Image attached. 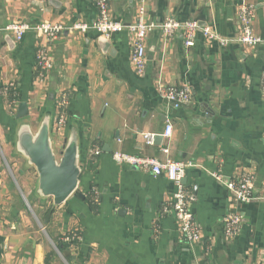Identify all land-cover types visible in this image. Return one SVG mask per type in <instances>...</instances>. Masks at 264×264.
I'll return each mask as SVG.
<instances>
[{
	"label": "crops",
	"instance_id": "0c3cea01",
	"mask_svg": "<svg viewBox=\"0 0 264 264\" xmlns=\"http://www.w3.org/2000/svg\"><path fill=\"white\" fill-rule=\"evenodd\" d=\"M96 1L0 0V28L91 24L98 18ZM108 1L114 20L127 25L136 19L137 0ZM146 6L148 22L196 21L227 37L239 32V10L251 7L253 30L264 37V0H147ZM24 37L17 42L11 33L0 34V264H70L51 235L69 245L71 264H264L263 46L222 47L199 36L196 46L188 48L182 36L166 40L156 30L147 41L146 73L139 76L130 62L131 34L107 39L95 31L65 30L48 47L55 65L41 82L36 52L42 39L34 32ZM9 84H14L17 100L5 94ZM159 85L187 87L192 101L175 108L161 99ZM63 96L67 126L57 134L53 122ZM22 102L35 132L46 113H52L58 156L73 130L79 132L78 190L54 206L47 225L28 213L32 206L4 164L5 157L23 161L15 154ZM168 121L173 124L170 139L147 144L145 136H162ZM94 147L103 153L90 159ZM114 152L193 163L185 186L202 230L200 243H185L175 216L163 214L173 199L172 182L118 165L111 159ZM30 170L38 185L36 170ZM243 172L255 178L256 200L248 204L238 203L226 188ZM230 212L244 217L233 239L222 227ZM74 234L76 240L65 239Z\"/></svg>",
	"mask_w": 264,
	"mask_h": 264
},
{
	"label": "built area",
	"instance_id": "2783aa9c",
	"mask_svg": "<svg viewBox=\"0 0 264 264\" xmlns=\"http://www.w3.org/2000/svg\"><path fill=\"white\" fill-rule=\"evenodd\" d=\"M147 0H137L136 3V19L125 25L112 18L109 11L108 0H97L96 7L98 10L97 19L91 24L75 23L72 26L65 27L61 24L43 23L33 27L27 23L12 24L6 28H0L2 32L11 33L17 42L22 41L28 32H34L42 39L41 46L36 54V72L38 80L45 81L54 69V60L49 54L48 47L54 43L59 35L67 30L69 32L78 31L82 34H87L95 31L97 34L109 39L112 36L120 33H128L132 36L131 58L130 62L136 74L142 76L146 73L148 64L147 41L150 35L159 30L166 40L178 38L182 36L184 45L188 48L195 47L198 37L218 43L222 47L231 45H240L248 48L263 46L264 37H261L253 30L254 13L251 7L243 6L238 14V33L234 37L221 35L211 26L201 25L196 21H179L175 18H167L161 24L147 21ZM260 84L264 91V74L261 77ZM14 90V84H9L5 89V94L10 95ZM159 96L162 100L168 101L175 108L182 106V103H190L192 101V92L185 87L178 89L174 86L159 85ZM67 98H60L57 107L58 111L54 118V129L57 134H62L67 126V113L65 111ZM173 132V124L168 121L165 131L162 134L163 139L169 140ZM155 135L147 134L145 140L147 144H154ZM164 152H169L167 147ZM103 153L100 147H94L90 152V159L100 156ZM111 159L118 165L135 168L141 172L151 173L155 177L164 176L174 185V195L171 202L167 203L162 209L164 215L172 214L175 216L181 237L186 243L197 244L202 241V230L198 226L192 210L189 208L190 193L184 185L186 171L193 166L189 161H175L167 159L166 162H161L157 158L144 157L123 152H114ZM221 181V177L214 175ZM226 188L232 193L238 203L248 204L256 200L255 198V178L251 173L243 172L236 178L226 183ZM244 217L239 213L230 212L223 217L222 227L227 238H236L242 230ZM67 241L76 240L74 234L71 237L65 238Z\"/></svg>",
	"mask_w": 264,
	"mask_h": 264
},
{
	"label": "water",
	"instance_id": "95a60500",
	"mask_svg": "<svg viewBox=\"0 0 264 264\" xmlns=\"http://www.w3.org/2000/svg\"><path fill=\"white\" fill-rule=\"evenodd\" d=\"M28 115L27 104L22 102L16 116L15 154L27 162L28 168H33L37 172L39 182L34 191L35 197L41 200L52 199L53 206L57 207L78 190L79 177L82 173L79 132L77 129L73 130L58 156L52 140V113H46L36 132L25 119ZM161 139L160 135L154 138L157 141ZM104 151L110 153L108 148ZM185 182L184 179V185ZM78 196L85 198L82 193H78ZM26 202L30 206L27 199Z\"/></svg>",
	"mask_w": 264,
	"mask_h": 264
},
{
	"label": "rangeland",
	"instance_id": "374dc122",
	"mask_svg": "<svg viewBox=\"0 0 264 264\" xmlns=\"http://www.w3.org/2000/svg\"><path fill=\"white\" fill-rule=\"evenodd\" d=\"M14 160L15 161L13 162L12 159H10L9 157L4 158V164L6 165V173L9 177L12 178V180H18V186L20 188L18 189L20 190L21 194L26 197L27 201L32 206L30 211L27 209L28 213L31 215L33 214L34 216H40V221H42V219L46 217V213L48 210L51 211V215H55L56 211L53 210L54 206L51 205L49 201H47L46 199H37V197H35L34 191L37 188V182L35 181V179H33V175L31 173L30 168H28L27 166V162H25L24 159L23 161L16 158ZM18 189L17 191L19 192ZM50 201L52 202V199ZM43 221H45V219Z\"/></svg>",
	"mask_w": 264,
	"mask_h": 264
},
{
	"label": "trees",
	"instance_id": "16d2710c",
	"mask_svg": "<svg viewBox=\"0 0 264 264\" xmlns=\"http://www.w3.org/2000/svg\"><path fill=\"white\" fill-rule=\"evenodd\" d=\"M9 98L10 100H17L18 97L16 96L15 92L14 91H11L10 95H9ZM54 208V207H53ZM52 210V209H51ZM45 219V221H43ZM44 219H42V224L44 225H47V222L50 221L51 219V211L48 210L47 213H46V217H44ZM41 220V219H40ZM52 239H53V242L55 244V246L57 247L58 250H60V252L62 253V255L65 257V259L68 261V263L71 264L72 262V257L70 256L69 254V251H68V247L69 245L67 243H65L62 238L61 239H58V238H55L54 236H52ZM66 237H71V235H66ZM55 252H51L50 255H48V257L46 258V262L48 263L49 262V257H51V255H54Z\"/></svg>",
	"mask_w": 264,
	"mask_h": 264
}]
</instances>
